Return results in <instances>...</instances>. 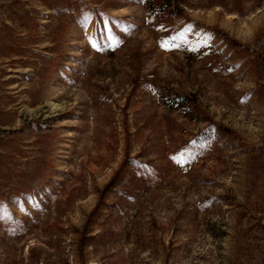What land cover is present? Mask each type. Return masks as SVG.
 Instances as JSON below:
<instances>
[{
    "label": "rangeland",
    "instance_id": "374dc122",
    "mask_svg": "<svg viewBox=\"0 0 264 264\" xmlns=\"http://www.w3.org/2000/svg\"><path fill=\"white\" fill-rule=\"evenodd\" d=\"M0 264H264V0H0Z\"/></svg>",
    "mask_w": 264,
    "mask_h": 264
}]
</instances>
